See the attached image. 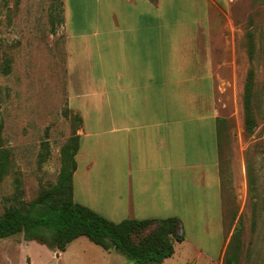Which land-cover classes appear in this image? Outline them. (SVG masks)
<instances>
[{"label":"crops","instance_id":"1","mask_svg":"<svg viewBox=\"0 0 264 264\" xmlns=\"http://www.w3.org/2000/svg\"><path fill=\"white\" fill-rule=\"evenodd\" d=\"M257 2L63 0L69 108L82 120L76 204L115 224L175 219L181 246L201 244L187 264H221L246 169L221 150L217 96L232 20Z\"/></svg>","mask_w":264,"mask_h":264},{"label":"rangeland","instance_id":"2","mask_svg":"<svg viewBox=\"0 0 264 264\" xmlns=\"http://www.w3.org/2000/svg\"><path fill=\"white\" fill-rule=\"evenodd\" d=\"M255 5L250 18L232 20L234 64L217 96L221 150L228 165L238 160L246 169L242 191L229 209L221 264H264V0ZM64 21L63 0H0V151L8 160L0 180V219L54 193L62 169L76 164L82 120L69 108ZM181 244L164 264H187L195 256L192 245L200 243ZM128 261L84 237L61 255L23 234L0 240V264Z\"/></svg>","mask_w":264,"mask_h":264},{"label":"trees","instance_id":"3","mask_svg":"<svg viewBox=\"0 0 264 264\" xmlns=\"http://www.w3.org/2000/svg\"><path fill=\"white\" fill-rule=\"evenodd\" d=\"M8 166L7 153L0 151V180ZM75 162L64 167L54 193L31 204L26 211L10 209L0 219V240L23 234L51 252H65L73 241L85 237L105 251L117 249L137 264H162L180 241V222L128 220L115 224L96 212L76 204L73 198ZM154 226V231L148 232ZM148 233L143 236L144 233Z\"/></svg>","mask_w":264,"mask_h":264},{"label":"water","instance_id":"4","mask_svg":"<svg viewBox=\"0 0 264 264\" xmlns=\"http://www.w3.org/2000/svg\"><path fill=\"white\" fill-rule=\"evenodd\" d=\"M117 251V249H115Z\"/></svg>","mask_w":264,"mask_h":264}]
</instances>
